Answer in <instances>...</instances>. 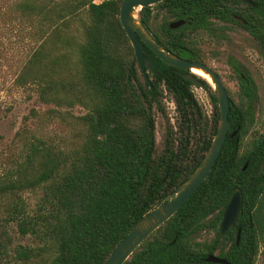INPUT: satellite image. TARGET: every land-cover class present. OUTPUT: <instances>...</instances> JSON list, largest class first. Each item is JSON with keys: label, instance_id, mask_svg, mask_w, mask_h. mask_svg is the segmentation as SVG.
Listing matches in <instances>:
<instances>
[{"label": "trees", "instance_id": "16d2710c", "mask_svg": "<svg viewBox=\"0 0 264 264\" xmlns=\"http://www.w3.org/2000/svg\"><path fill=\"white\" fill-rule=\"evenodd\" d=\"M0 1L10 31L31 45L12 86L28 88L41 104L58 108L31 110L33 118L60 119L67 130L62 145L28 131L17 132L8 147L0 170V264H105L132 226L198 166L216 134V98L211 115H204L185 72L144 46L151 66V86L146 83L119 21L122 0ZM252 2L251 17L240 15L264 44V0ZM218 3L164 0L142 9L140 22L165 51L202 62V31L211 19L232 21ZM168 19L185 23L172 30ZM239 74L237 91L228 90L229 133L236 135L226 138L189 200L124 264H213L205 261L208 255L255 264L264 246V132L243 148L257 90L248 74ZM164 92L172 97L178 122L166 127L162 153L155 157V115L165 114ZM75 107L83 113L59 110ZM236 187L243 214L218 238L222 211ZM27 193L35 196L32 205ZM11 231L25 243L13 245ZM203 232L213 233L210 242L197 240Z\"/></svg>", "mask_w": 264, "mask_h": 264}, {"label": "rangeland", "instance_id": "374dc122", "mask_svg": "<svg viewBox=\"0 0 264 264\" xmlns=\"http://www.w3.org/2000/svg\"><path fill=\"white\" fill-rule=\"evenodd\" d=\"M10 1V0H8ZM100 2L97 0L96 3ZM6 4L0 1V8ZM138 19V14L136 15ZM160 18V17H159ZM162 19V18H160ZM168 21H171L168 19ZM216 24H222L218 22ZM10 25H7V18L0 15V170L4 163L5 155L8 153L9 146L15 145V136L17 132H30L35 136L44 138L47 141L53 140L58 144L63 143L67 137V130L60 119H51L50 122L41 123L33 118L31 110L39 114L46 110L56 108L54 105L41 104L32 90L15 88L12 82L17 75L18 69L30 49L27 38L22 35H16L10 31ZM222 35L209 38L204 36L202 41V51L208 57V63L222 77L225 86L233 93L237 90L236 79L232 74V65H238L245 69L252 77L257 88V102L255 104L254 123L250 132L244 138L242 146L247 147L254 134L264 132V47L258 44L251 35H248L238 27H231L230 30H222ZM24 39V42H23ZM199 77L198 75H195ZM201 78V76L199 77ZM203 78V77H202ZM206 80V79H205ZM212 87V86H211ZM193 93L199 104L204 108L208 115H211L212 100L211 95L214 90H208L207 93L199 88L192 87ZM163 104L165 114L156 112L155 115V157H158L163 150V138L168 124L176 128L178 114L172 108V97L167 92L163 93ZM58 109V108H56ZM65 112L70 111L77 116L83 113L79 107L74 109L59 108ZM28 135V134H27ZM2 159V160H1ZM25 200L32 205L35 202L34 194L24 195ZM14 238L13 245L17 243L24 244V240L11 231ZM213 238L212 232H203L198 241L210 242ZM255 264H264V246L259 247V252Z\"/></svg>", "mask_w": 264, "mask_h": 264}, {"label": "water", "instance_id": "95a60500", "mask_svg": "<svg viewBox=\"0 0 264 264\" xmlns=\"http://www.w3.org/2000/svg\"><path fill=\"white\" fill-rule=\"evenodd\" d=\"M162 1L164 0L122 1L119 10V21L133 48V58L149 86H151V82L148 78V71L151 70V66L145 56L143 45L153 52L165 65L184 71L183 78L198 87H201V85L194 77L195 74L191 72L192 69H199L208 75L210 83L214 87L219 108L218 127L208 150L194 171L174 192L167 195L160 205L153 208L132 226L126 237L114 248L105 264H124L151 234L178 212L207 178L220 155L229 132V100L219 76L200 62L189 61L165 51L154 41L139 21V12L142 8H149ZM137 14L138 19L136 17ZM184 23L183 20H175L169 24V28L174 30L184 25ZM236 133V131L232 132L230 137H234ZM242 205V192L240 188L236 187L222 211L217 231L218 238H223L235 226L237 218L243 214ZM239 237L240 230L237 232L236 243H238ZM205 261L213 264H229L226 260L215 255H208Z\"/></svg>", "mask_w": 264, "mask_h": 264}, {"label": "flooded vegetation", "instance_id": "af4514ba", "mask_svg": "<svg viewBox=\"0 0 264 264\" xmlns=\"http://www.w3.org/2000/svg\"><path fill=\"white\" fill-rule=\"evenodd\" d=\"M123 1V0H122ZM219 1V3L217 4V8L219 9V11H220V13L221 12H229V13H231V17H232V21H229V20H227V19H220V18H217V19H211V21H212V24H210V25H208V27H207V29L206 30H204V31H202V33H201V35H200V38H201V41H200V45H201V51H202V41H203V38H204V36H208L209 38H211V37H214L215 38V36H220V35H222L221 33H222V30H230L231 29V27L233 28V27H238V28H240V29H242L244 32H246L248 35H251L250 34V32L247 30V28H246V26H247V23H246V21H245V19H243L242 17H241V15L240 14H244L245 12H246V14L249 16L250 15V17H251V15L253 14V12L251 11V10H249L248 8H247V6H254V4H253V2H252V0H218ZM247 1H249V2H247ZM163 2V1H162ZM161 3V2H160ZM159 4V3H158ZM157 5V4H156ZM156 5H153V6H151V7H149L150 9H153ZM142 9H148V8H142ZM141 9V10H142ZM141 10H140V12H141ZM154 11V10H153ZM140 12H139V21H140V18H141V16H140ZM173 21H175V20H172V21H170L169 23H168V26H169V24L171 23V22H173ZM218 22H221L222 24H216V23H218ZM143 27H144V25H143ZM145 28V27H144ZM145 30H146V28H145ZM147 31V30H146ZM252 36V35H251ZM203 37V38H202ZM252 38H253V36H252ZM254 39V38H253ZM255 40V39H254ZM256 41V40H255ZM258 44H260V43H258ZM261 46H263L264 47V44H260ZM144 46L145 45H143V48H144ZM202 54H203V57H202V62H200V63H202V64H204V65H206V66H208L210 69H212L218 76H219V78L221 79V81H222V83H223V85H224V87H225V90H226V92H227V95H228V88L225 86V84H224V82H223V79H222V77L219 75V73L211 66V65H209V63H208V57H206V54H205V52L203 53V51H202ZM184 59V58H183ZM186 60H188V59H186ZM189 61H192V60H189ZM195 62H198V61H195ZM231 69H232V74H233V77L236 79V85H237V89H238V80H239V78L241 77V78H243V75H240L239 74V71H241L242 73H246V74H248L249 75V73L245 70V69H242L241 67H239L238 65H232L231 66ZM189 72V71H188ZM192 72V71H191ZM193 73V72H192ZM185 74V73H184ZM194 74V73H193ZM194 77L196 78V80L200 83V85H201V87H198V86H196L195 84H193L192 82V87H196V88H199V89H201L202 91H204V92H206L207 93V91L208 90H212V88H213V90H214V87H213V85H211V83L206 79H204V78H199V77H197V76H195L194 75ZM249 77H251L250 75H249ZM252 78V77H251ZM253 80V79H252ZM190 82V81H189ZM253 82H254V80H253ZM254 84H255V82H254ZM212 86V87H211ZM255 86H256V84H255ZM256 90H257V88H256ZM193 91V90H192ZM232 94H233V92L231 91V90H229ZM237 91V90H236ZM211 96H215V98H216V93H215V90H214V93L211 95ZM228 100H229V97H228ZM198 101V100H197ZM172 108H173V110L175 111L176 109V107H175V104H174V102L172 101ZM216 105H217V110H218V116H219V108H218V103H217V98H216ZM202 107V106H201ZM213 109H214V106H213V103H212V111H211V113L213 112ZM202 110H203V113H204V115H206V116H210V115H208L207 113H206V111L204 110V108L202 107ZM218 121H219V119H218ZM217 127H218V125H217ZM217 131V130H216ZM234 132V131H233ZM232 133V132H231ZM231 133H229L228 132V135H227V137L229 136L230 137V134ZM236 135V134H235ZM215 136V135H214ZM214 138V137H213ZM230 138H232V137H230ZM220 223V222H219ZM236 224V223H235ZM219 226V225H218ZM235 227V226H234ZM233 227V228H234ZM231 230V229H230ZM239 230V229H238ZM238 230H237V232H238ZM217 231H218V229H217ZM228 233V232H227ZM217 235V234H216ZM237 236V235H236Z\"/></svg>", "mask_w": 264, "mask_h": 264}, {"label": "bare ground", "instance_id": "6f19581e", "mask_svg": "<svg viewBox=\"0 0 264 264\" xmlns=\"http://www.w3.org/2000/svg\"><path fill=\"white\" fill-rule=\"evenodd\" d=\"M192 72L195 74V75H198L199 77H203L204 79H207L209 82H210V78L208 75L204 74L201 70L199 69H192Z\"/></svg>", "mask_w": 264, "mask_h": 264}, {"label": "built area", "instance_id": "2783aa9c", "mask_svg": "<svg viewBox=\"0 0 264 264\" xmlns=\"http://www.w3.org/2000/svg\"><path fill=\"white\" fill-rule=\"evenodd\" d=\"M173 104V103H172Z\"/></svg>", "mask_w": 264, "mask_h": 264}]
</instances>
